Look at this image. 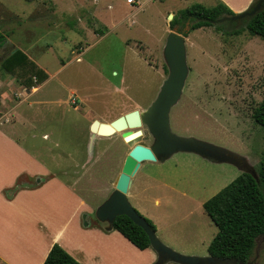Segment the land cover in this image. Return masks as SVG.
Wrapping results in <instances>:
<instances>
[{
	"label": "rangeland",
	"instance_id": "1",
	"mask_svg": "<svg viewBox=\"0 0 264 264\" xmlns=\"http://www.w3.org/2000/svg\"><path fill=\"white\" fill-rule=\"evenodd\" d=\"M125 2L0 0V30L5 34L0 61L17 46L54 73L36 96L43 103L30 107L24 102L15 108L17 120L10 132L48 168L59 170L56 162L62 163L69 173L61 178L93 206L114 189L129 148L135 143L150 145L152 137L144 128L142 136L128 142L119 132L91 140L92 121L109 122L131 106L146 107L167 75L162 47L169 16L195 2L206 6L221 3L151 0L126 16L132 9L126 8ZM132 5L137 6L136 0ZM117 24L118 29L112 31ZM241 26L243 18L223 22L220 30L213 26L189 30L185 36L188 74L181 97L169 112V123L175 133L192 135L241 155L256 175L255 166L263 157L264 130L251 113L264 94V39L245 29L236 35L225 33ZM92 30L108 33L97 39ZM124 36L133 39L129 46L121 41ZM18 74L0 67L1 79H16ZM17 86V79L11 85H0L5 106L20 96ZM71 92L77 96L78 110L67 98ZM4 110L0 107V115ZM92 150L94 157L72 175ZM240 172L229 162L176 152L163 160L141 163L131 177L128 200L140 215L154 218L156 235L165 244L182 254L204 255L217 227L202 203ZM120 254L128 258L125 251ZM138 259L132 256L126 263L137 264ZM249 263L264 264V235L256 238Z\"/></svg>",
	"mask_w": 264,
	"mask_h": 264
},
{
	"label": "crops",
	"instance_id": "2",
	"mask_svg": "<svg viewBox=\"0 0 264 264\" xmlns=\"http://www.w3.org/2000/svg\"><path fill=\"white\" fill-rule=\"evenodd\" d=\"M150 1L136 0L137 6L126 1V8L132 9L126 16L137 13ZM219 1L237 14L246 10L254 0ZM111 29L116 31L118 24L113 25ZM169 30L167 27L165 32ZM108 31L96 33L92 30V33L95 36L98 35L97 39H99L103 38ZM120 32L125 33V30ZM120 39L124 40L125 46H129V43L133 41L126 36ZM145 49L149 48L145 46ZM23 51L30 58L29 53L26 50ZM31 60L46 71L47 78L29 88L20 85L17 81L16 89L20 96L10 106H5L8 105L4 100L5 93H0V107L5 108L0 118L7 116L4 119L5 122L0 121V264H42L53 243H58L81 264H127L126 261H129L132 256H138L137 264L154 263L157 255L151 247L138 249L117 230L95 217L94 210L101 202L93 206L82 199L70 183L61 178L62 174L69 173L65 167L63 168L62 163L56 162L61 166L59 170L54 171L48 168L41 158L22 144L18 135L10 132L9 128L12 129L17 120V116H14L15 108L24 102L30 107L33 104L43 103L36 96L44 83L54 75L48 72L42 61ZM14 79L0 78V85H11L13 81H16ZM72 94L71 92L67 95L69 102ZM76 98L77 96L74 97V103H71L74 110H78ZM135 108L142 110L145 107L137 105ZM132 109L131 106L123 111L125 113ZM93 116L88 117L89 121H92L90 119ZM95 137L93 139H96ZM93 157L94 150L89 155L85 154L80 164L76 166L77 170H73L71 174L79 173L80 169L84 168ZM132 182L131 178V184ZM154 203H158L157 200ZM151 220L154 223V218ZM211 239L206 244V251ZM121 251H125L128 258L122 257ZM205 255H208V252L197 256ZM164 264L177 263L165 262Z\"/></svg>",
	"mask_w": 264,
	"mask_h": 264
},
{
	"label": "trees",
	"instance_id": "3",
	"mask_svg": "<svg viewBox=\"0 0 264 264\" xmlns=\"http://www.w3.org/2000/svg\"><path fill=\"white\" fill-rule=\"evenodd\" d=\"M251 9L252 3L247 10ZM234 15L236 14L223 3L206 6L195 2L173 14L168 26L169 29L186 36L189 30L203 26H213L220 30L223 22L235 20ZM243 19L244 26L232 28L225 33L236 35L245 29L250 34L264 39V8ZM4 41L5 34L0 30V47ZM0 67L12 75L19 73L17 77L15 76L18 83L28 88L40 84L47 78L46 71L19 48H14L4 56L0 61ZM251 116L264 130V94L259 104L253 108ZM262 155V159L255 166L256 176L241 172L203 202V210L217 227V232L207 246L209 256L220 260L231 259L236 264H250L256 238L264 235V150ZM144 218L156 230L152 220ZM112 228L138 249L150 247L144 230L128 216H116ZM42 264L81 263L58 243H53Z\"/></svg>",
	"mask_w": 264,
	"mask_h": 264
},
{
	"label": "water",
	"instance_id": "4",
	"mask_svg": "<svg viewBox=\"0 0 264 264\" xmlns=\"http://www.w3.org/2000/svg\"><path fill=\"white\" fill-rule=\"evenodd\" d=\"M262 8H264V0H254L251 10L246 9L234 16L239 17L245 14L252 16ZM169 17H172V15ZM162 57L167 67V75L163 78L154 99L144 109L127 111L109 122L94 119L91 123V140L96 135H111L119 132L125 142L132 141L142 134V126H145L152 137L150 145L135 143L129 148L116 178L114 189L95 208L94 215L99 221L106 222L110 227H112V222L116 216H128L133 223L141 227L146 233L150 247L157 255L154 264L163 262L177 264H236L231 259L220 260L209 255H187L172 249L158 238L155 230L136 211L127 198L131 177L142 162L163 160L176 152H193L210 161L229 162L237 166L242 172L256 176L241 155L209 141L192 135L178 134L170 129L169 112L180 99L188 74L185 36L170 29L164 40Z\"/></svg>",
	"mask_w": 264,
	"mask_h": 264
},
{
	"label": "flooded vegetation",
	"instance_id": "5",
	"mask_svg": "<svg viewBox=\"0 0 264 264\" xmlns=\"http://www.w3.org/2000/svg\"><path fill=\"white\" fill-rule=\"evenodd\" d=\"M225 17H227V16H225ZM249 16L248 15H243V16H239V17H236V16H233V18H235V19H239V18H248ZM143 128H141V130H142V134L140 135V136H142L143 134H144V128H145V126H142ZM120 136H121V133H120ZM121 138H122V136H121ZM123 140V139H122ZM124 141V140H123Z\"/></svg>",
	"mask_w": 264,
	"mask_h": 264
},
{
	"label": "built area",
	"instance_id": "6",
	"mask_svg": "<svg viewBox=\"0 0 264 264\" xmlns=\"http://www.w3.org/2000/svg\"><path fill=\"white\" fill-rule=\"evenodd\" d=\"M128 3H133L135 0H126ZM70 103H74V96L70 97Z\"/></svg>",
	"mask_w": 264,
	"mask_h": 264
}]
</instances>
